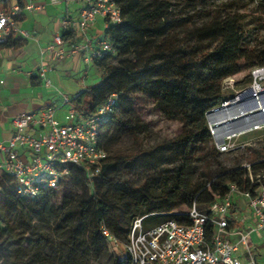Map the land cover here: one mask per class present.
<instances>
[{"label":"trees","instance_id":"1","mask_svg":"<svg viewBox=\"0 0 264 264\" xmlns=\"http://www.w3.org/2000/svg\"><path fill=\"white\" fill-rule=\"evenodd\" d=\"M208 1L116 0L121 21L104 30L115 53L93 62L100 80L70 99L78 113L90 117L110 94H117V104L99 135L107 160L91 182L83 167L70 166V176L60 186L70 195H59V188L46 189L34 198L22 197L15 193L13 179L1 173L0 264H47L44 253L53 243L32 235V222L52 227L59 239L58 264H108L110 253L101 222L125 242L138 217L149 215L144 227L167 219L184 223L183 213L189 207L194 204L207 212L232 184L255 194L257 186L244 165H250L253 177L264 174V141L242 152H225H239L226 165L221 157L225 153L212 142L206 113L231 97L232 91L224 88L225 79L264 68V36L255 35L257 28L264 30V0H251L259 13L255 27L246 19L245 0H226L199 16L201 10L195 11L194 6ZM17 3L21 8L27 4L25 0ZM23 19L22 14L15 17L18 22ZM73 34L63 32L62 38ZM23 40L12 35L0 47H20ZM241 83L248 86L251 79ZM144 101L152 104L160 118L177 123L172 136L143 145L150 127L139 107ZM120 134L131 136L138 146L116 153L113 143ZM124 175H139L138 184ZM75 189L86 194L74 195ZM236 209L232 203L230 214ZM171 211L179 214H158ZM12 218L19 227L9 223ZM154 220L157 223L150 224ZM212 232L213 224L207 223V240Z\"/></svg>","mask_w":264,"mask_h":264},{"label":"built area","instance_id":"2","mask_svg":"<svg viewBox=\"0 0 264 264\" xmlns=\"http://www.w3.org/2000/svg\"><path fill=\"white\" fill-rule=\"evenodd\" d=\"M9 0H0L7 3ZM52 3L75 2L80 5L78 17L64 16L60 31L52 43L41 50L55 59L77 54L83 57L87 67L106 53L114 54V48L104 30L121 21V13L116 0H50ZM30 3L21 8L18 4L8 9H0V45L10 36L30 38L28 31L19 27L15 17L23 10H30ZM102 19L103 33L94 39L89 35L97 19ZM80 33L81 40L65 49L63 32ZM40 74L44 84L49 80ZM117 94H110L94 114L84 117L70 104V99L62 95V102L69 105L67 121L55 118V108L49 107L39 112H21L12 119V135L0 141V174L6 173L15 182V193L26 198H34L46 189H59L70 176V166L85 169L88 181L96 175L107 160V152L100 144V130L106 117L117 104ZM225 141L219 144V151H226ZM250 181L256 185L255 194L241 191L234 184L228 192L214 201L207 212L194 204L183 213L187 222L180 223L167 219L159 224L144 227L143 221L149 215L134 219L127 233L126 241L114 237L101 222L100 230L106 241L112 240L122 246L121 257L115 264H264L259 261L251 234L264 231V174L251 175L250 165H244ZM239 196L245 201L253 222L249 230H235L231 224L232 203ZM158 214H179L177 211ZM153 215V214H152ZM213 224L209 240L205 237V225ZM223 236V239L221 238ZM237 236L229 241L227 237Z\"/></svg>","mask_w":264,"mask_h":264},{"label":"crops","instance_id":"3","mask_svg":"<svg viewBox=\"0 0 264 264\" xmlns=\"http://www.w3.org/2000/svg\"><path fill=\"white\" fill-rule=\"evenodd\" d=\"M25 1L34 7L23 10L20 14L24 19L17 23L21 29L29 32L30 38L24 39L20 47H0V141L3 142L11 137L12 119L21 112H39L54 107L55 118L66 122L69 105L63 104L62 95L71 99L90 86L88 67L81 55L69 54L63 59H55L49 53L41 55V50L52 43L54 35L60 31L61 19L64 16L78 17L80 5L75 2L52 3L50 0ZM14 4H18L17 0H11L9 6L0 2V9H8ZM102 33V19L98 18L89 35L96 39ZM80 40V33L74 32L73 37L64 40L65 49ZM41 65L49 85L44 84V78L40 74ZM235 204L237 209L233 216L246 206L239 196L236 197ZM250 218L251 215H248L241 220L245 224L244 229L251 226L253 219ZM255 233L251 237L254 236L256 243L252 242L259 261L264 262V252L259 249L264 238ZM232 237L237 239V236Z\"/></svg>","mask_w":264,"mask_h":264},{"label":"rangeland","instance_id":"4","mask_svg":"<svg viewBox=\"0 0 264 264\" xmlns=\"http://www.w3.org/2000/svg\"><path fill=\"white\" fill-rule=\"evenodd\" d=\"M173 1H179V0H173ZM226 0H209L207 3L203 4H199L197 3L194 8L195 11H200V15L204 16L207 11L212 10L214 8L219 7V5H221V3L225 2ZM245 3H247L248 7H247V17L246 19L248 21H252L251 22V27H255L257 25V20H259V13L257 12V8H256V3L255 2H251V0H245ZM196 13V12H195ZM103 32V29H102ZM255 35L257 37H261L264 36V30H262V28H257V30H255ZM87 67L84 68V71L86 70ZM262 69V68H260ZM258 70V69H254L251 71H245L242 73H239L233 77L227 78L223 81L224 84V88L230 89L232 91V95L230 98H228V100H226L223 104L225 105L226 103L232 101L233 99L237 98L238 96H241V103L239 104L241 109H247L250 110L254 107V99L248 97V96H244L243 93L246 92L250 86H252L254 84V82L256 81L254 78V72ZM88 71H89V75H88V82L90 85H94L96 84L99 80H100V71L98 70V68L93 64L90 63V65L88 66ZM249 77L251 79V83L246 86L245 84H242L241 82L245 79ZM258 85H260L262 87V89H264V77H261L259 79H257ZM262 98H264V94L261 95ZM245 98V99H244ZM223 105V106H224ZM140 110L141 113L145 116V118L149 121L150 123V127L148 129V132L146 134V136L143 137V145H150L156 142H160L164 139H166L167 137H170L174 134V132L177 130L178 125L175 122H170L167 120H164L162 118H160L157 113L154 111L152 104L149 102H142L140 104ZM219 109V108H218ZM217 109V110H218ZM214 109L209 110L206 113V120H207V124H208V129L210 131L211 134V139L213 144L215 145V147L218 149L219 144L221 142L224 141L225 139V143H227L229 146L227 148L225 152H228L230 150L233 149H240V151H244L245 147H258L259 143L264 141V124L258 126V127H252L249 130H243L241 131V134H235L233 137L226 139L223 135L222 136H217L214 132H213V128L211 126L209 117H210V113L212 111H217ZM258 117L264 118V110L259 111L258 113ZM221 117V116H219ZM237 125V124H236ZM217 136V137H216ZM136 146H138V142H136L131 136L127 135V134H120L118 137H116V140H114L113 143V149L115 150L116 153H126L127 151H130L132 149H134ZM219 150V149H218ZM239 155V152H233L231 154H222V158L224 159L226 165H231L233 160L235 159V157H237ZM125 177H127V180H131L132 184L137 185L138 184V177H140L139 175L135 176V175H124ZM57 193L60 195H62L63 193L65 194H69L70 192L69 190H67L64 186H62ZM74 195H82L84 196L86 193L83 190L80 189H75L74 190ZM238 215V216H237ZM237 215H234V228L235 230H249V228L251 227H247L244 229L245 224H243L241 222L242 219H245V216L251 215L250 211L248 210L247 206H245L242 210H238L237 211ZM251 219V218H250ZM15 218H12L9 223L11 225H17L14 222ZM146 222V221H145ZM147 222H150L149 220H147ZM157 223L156 220L152 221L150 224H155ZM33 224V228H32V235H37V236H45L46 239H49L53 245L52 248H46V252L44 253V256L47 255V258L44 260V263L47 264H58L57 260H56V253L59 249V239L58 237H56L55 232L53 231L52 227H47L45 226L43 223H37V222H32ZM21 231L20 229L16 230V232ZM255 234H257L260 238H264V231L262 232H256ZM253 235V234H252ZM251 235V236H252ZM223 239V236L221 237ZM227 240L229 241H233L235 240V238L233 237H227ZM251 240H253L254 243H256V240L254 239V236L251 237ZM108 245V249H109V253H110V261L108 264H112V260L115 259H119L121 257V251H122V246L115 244L112 240H109V243L107 242ZM259 249L264 252V243L259 245ZM89 264H99L97 262L94 261H90ZM107 264V263H106Z\"/></svg>","mask_w":264,"mask_h":264},{"label":"bare ground","instance_id":"5","mask_svg":"<svg viewBox=\"0 0 264 264\" xmlns=\"http://www.w3.org/2000/svg\"><path fill=\"white\" fill-rule=\"evenodd\" d=\"M261 77H264V68L258 69L254 72V78L256 81L246 92L243 93L245 97L248 96L254 99V107L252 109L247 110L239 108L241 96H238L220 107L217 111H212L210 113L209 120L213 132L217 136L220 137L223 135L226 139H229L235 134H241V131L243 130H249L252 127H258L264 124V118L258 117L257 114L259 111L264 110V98L261 96L264 94V89H262L257 82V79Z\"/></svg>","mask_w":264,"mask_h":264},{"label":"water","instance_id":"6","mask_svg":"<svg viewBox=\"0 0 264 264\" xmlns=\"http://www.w3.org/2000/svg\"><path fill=\"white\" fill-rule=\"evenodd\" d=\"M224 104H221L219 107L214 108V110H217L218 108L222 107Z\"/></svg>","mask_w":264,"mask_h":264}]
</instances>
